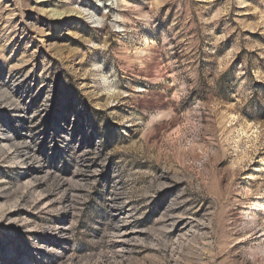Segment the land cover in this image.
Instances as JSON below:
<instances>
[{
	"label": "rangeland",
	"instance_id": "374dc122",
	"mask_svg": "<svg viewBox=\"0 0 264 264\" xmlns=\"http://www.w3.org/2000/svg\"><path fill=\"white\" fill-rule=\"evenodd\" d=\"M0 264H264V0H0Z\"/></svg>",
	"mask_w": 264,
	"mask_h": 264
},
{
	"label": "snow or ice",
	"instance_id": "6c2138e0",
	"mask_svg": "<svg viewBox=\"0 0 264 264\" xmlns=\"http://www.w3.org/2000/svg\"><path fill=\"white\" fill-rule=\"evenodd\" d=\"M248 127H249V128H252L253 126H252V125H249ZM246 134H247V133H246Z\"/></svg>",
	"mask_w": 264,
	"mask_h": 264
},
{
	"label": "bare ground",
	"instance_id": "6f19581e",
	"mask_svg": "<svg viewBox=\"0 0 264 264\" xmlns=\"http://www.w3.org/2000/svg\"><path fill=\"white\" fill-rule=\"evenodd\" d=\"M146 44L148 43V40L146 39V42H145ZM103 75V74H102ZM101 77V76H100Z\"/></svg>",
	"mask_w": 264,
	"mask_h": 264
}]
</instances>
